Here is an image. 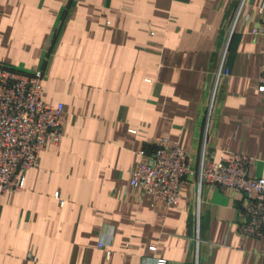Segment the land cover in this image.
<instances>
[{"label": "crops", "instance_id": "crops-1", "mask_svg": "<svg viewBox=\"0 0 264 264\" xmlns=\"http://www.w3.org/2000/svg\"><path fill=\"white\" fill-rule=\"evenodd\" d=\"M263 7L0 0V66L44 71L65 133L23 190L0 197V264H264V236L238 230L243 196L198 176L239 155L264 178V39L253 32ZM158 137L185 148L198 172L171 207L131 186Z\"/></svg>", "mask_w": 264, "mask_h": 264}, {"label": "built area", "instance_id": "built-area-1", "mask_svg": "<svg viewBox=\"0 0 264 264\" xmlns=\"http://www.w3.org/2000/svg\"><path fill=\"white\" fill-rule=\"evenodd\" d=\"M253 32L264 39V7ZM43 78V70L27 74L0 66V197L23 190L26 172L38 167L41 152L65 137L61 123L64 106L44 100ZM259 89L264 91V64ZM154 146L152 151L139 152L140 162L132 170L131 186L153 203L175 206L182 181L197 171L187 150L169 137L156 138ZM198 176L200 185L224 187L241 194L245 205L238 230L250 237L264 236V178L250 175L245 157L238 155L230 163L203 165ZM150 249L156 251V246ZM146 264L166 261L148 258Z\"/></svg>", "mask_w": 264, "mask_h": 264}]
</instances>
